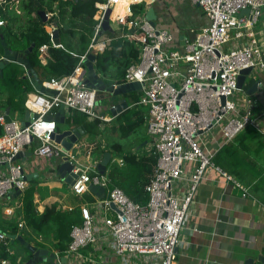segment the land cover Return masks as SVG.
I'll use <instances>...</instances> for the list:
<instances>
[{
	"label": "built area",
	"instance_id": "obj_1",
	"mask_svg": "<svg viewBox=\"0 0 264 264\" xmlns=\"http://www.w3.org/2000/svg\"><path fill=\"white\" fill-rule=\"evenodd\" d=\"M5 2L0 0V5ZM118 2L123 4V11L114 16ZM144 2L145 9L141 10L139 5ZM191 2L203 10L208 22L193 28L194 36L185 38L184 45L176 46V36L170 28L158 22L154 26L146 18L148 0L96 1V24L91 41L88 49L78 55L80 60L74 71L43 82L55 94L38 91L27 99L26 109L38 117L23 125L18 118L9 119L7 112L0 108V125L4 130L0 135V203L7 214H13L10 204L19 203L30 184L25 163L17 158L27 150L46 158L69 157L78 173L71 188L79 196L89 191L90 185L107 187L110 183L108 174L101 173L96 165L79 166L76 156L52 137L58 129L54 116L62 106L81 111L90 119H110L98 109L99 91L84 83L89 54L102 53L112 43L103 29L109 9L110 24H115L121 37L139 51L138 61L128 66L122 82L142 84V93L132 106L149 108L147 131L151 148L147 151H154L158 161L145 187L150 195L146 205L133 201L118 186L109 188L102 198L85 201L81 206L83 222L73 226L72 239L65 252L75 253L88 245H96L103 231L108 232L105 236L109 235L114 253L125 260L177 264V248L182 242L186 216L208 167L221 172L247 194V187L214 161L215 153L202 145L201 134L220 127L224 142L228 143L247 125L264 131L254 113L255 97L262 92L263 81L253 95L246 93L245 88H238L243 69L252 68L249 78L264 70V27L260 26L264 25V22L260 24L264 0ZM243 10L248 11L242 14ZM5 24L0 14V26ZM49 47L50 44L40 46V58ZM119 162L123 164L125 160ZM189 163H194V167L188 174ZM182 181L187 182L185 189ZM16 190L21 194L16 195ZM25 224L24 220L18 222L21 230L26 228ZM10 238L8 232L0 229V242L9 247ZM62 253L57 252L54 264H69L62 261ZM1 264H12V261L4 258Z\"/></svg>",
	"mask_w": 264,
	"mask_h": 264
},
{
	"label": "crops",
	"instance_id": "obj_2",
	"mask_svg": "<svg viewBox=\"0 0 264 264\" xmlns=\"http://www.w3.org/2000/svg\"><path fill=\"white\" fill-rule=\"evenodd\" d=\"M203 16L205 17L203 25H205L208 19L204 12ZM162 25L166 27V23L163 22ZM203 25L195 28L198 29ZM111 27V31L118 30L116 25H111ZM169 28L176 36V46L183 45L180 39L181 35H185V38L194 36L192 31L187 34L180 31L179 28L171 27V25ZM47 29L50 30L48 27ZM74 53L81 54L79 51ZM41 59L43 63L52 61L49 50L42 54ZM23 70L24 76L28 77V71L25 67ZM98 71L107 81H110V84L120 83L121 73H113L112 75L110 66L105 73ZM258 75L264 83V70L259 71ZM38 76L41 78L39 74ZM37 92L34 87V91L28 93L27 99ZM141 93L142 88L133 93L124 94L122 97L128 100L129 106L113 114L102 99L103 93L99 92L98 109L110 119L108 121L99 120L101 132L97 134L89 133L83 125H77L68 120L67 117L73 110L64 109L65 122L58 123V130L77 129L78 127L83 129L73 147L70 150L67 149L76 156L75 162H78L79 166L96 165L95 167L98 169L105 153L111 152V161L104 172L108 174L111 165L117 163L119 166H124L126 164V161L123 164L119 162L120 159L125 160V155L129 153L143 155L148 152L147 150L151 148V139L147 131L149 108L132 106V102ZM255 98L257 101L254 105V113L260 118V124L264 129V96L258 95ZM8 108L4 110L7 112ZM18 119L23 120V118ZM87 120L94 121L95 119L87 117ZM121 125L132 127L127 136H124ZM255 129L260 134L249 136L246 134L247 132L244 134L242 132L228 143L224 142L220 127H215L201 134L202 145L214 152L215 157L225 148L226 151L222 152L223 164L217 163L215 157L214 161L231 173L243 186L247 187V194L244 195V189L237 186L233 181H228L221 172L208 167L186 216L181 233L182 242L177 248V264H264V131L257 127ZM122 139H129V147L119 141ZM116 143L121 144V151L115 148ZM228 145L230 147L226 149ZM19 160L25 163L29 183L34 179L37 180L35 203L40 212H43L48 205L53 204H57L68 211L81 210L85 201L91 202L102 198L108 194L109 188H112L110 181L108 186L104 187V192L98 194L89 190L83 196H79L73 192L71 184L58 174V163L62 159L41 157L32 153L31 150H27L21 154ZM188 167L189 174L194 163H189ZM181 186L185 189L187 182L182 181ZM21 198L22 196L19 198V203L22 201ZM12 202L10 206L13 208V214H7L3 206V212L7 214L5 217L15 218L17 224L19 220L25 221L20 208L22 202L21 204ZM96 221L98 223L97 219ZM100 225L103 228V224L100 223ZM25 226L29 229L26 224ZM105 233L108 232L100 231L102 237L96 245H88L75 253H67L60 249L57 240L53 242L44 241L37 237V234H33V236L35 235L34 238L37 241L43 240L45 245L39 246L35 242H29L38 248L48 249L55 255L57 252H63L62 258L69 264H146L143 261L133 262L127 258L125 260L122 256L115 254L111 239H109V235L105 236ZM47 263L51 262L45 261L42 264Z\"/></svg>",
	"mask_w": 264,
	"mask_h": 264
},
{
	"label": "trees",
	"instance_id": "obj_3",
	"mask_svg": "<svg viewBox=\"0 0 264 264\" xmlns=\"http://www.w3.org/2000/svg\"><path fill=\"white\" fill-rule=\"evenodd\" d=\"M96 1L98 0H6L0 5V14L6 20V24L0 26V58L4 55L6 48L24 52L34 44V48L27 53V57L31 68L44 81L61 78L73 72L80 57L74 53L77 51L70 40L74 37L79 38L80 53L88 49L96 24L94 18L97 12ZM145 6V2L139 5L141 10H144ZM41 10L51 13V17L44 21L39 14ZM48 26L58 28L61 45L52 44V33L47 29ZM120 33V30L107 32V35L112 38V43L104 52L97 54L95 65L98 70L107 72L114 62L113 54L121 50L123 68L119 81L122 82L128 66L138 61L139 51L132 42L121 37ZM43 44H50L49 53L52 61L48 63H43L40 58V46ZM23 69L20 63L10 62L0 74V108H10L7 113L9 119L24 118L28 93L34 91V86L30 79L24 76ZM107 82L110 83V81ZM67 119L74 124L83 125L89 133L101 132L99 119L89 121L87 115L81 111L73 110ZM121 126L124 136H127L132 127ZM3 132V127L0 125V135ZM242 132V134L247 132L249 136L260 134L253 125H247ZM114 146L117 150H122L121 144L116 143ZM223 151H226L225 148L216 155L217 163L223 164ZM124 158L126 161L124 166L116 163L109 167L111 187H120L133 201L146 205L150 195L145 187L151 179L158 155L151 151L143 155L129 153ZM36 184L37 180H32L21 198L22 207L20 208L30 230L27 228L21 230L15 218L3 220L1 216L0 229L8 232L9 235H23L28 241L35 242L39 246L45 245L44 241L57 240L58 247L66 250L68 242L72 239L73 226L83 222L81 210L68 211L53 204L40 212L35 203ZM33 234H37V237L44 241L41 239L37 241ZM10 241L9 247L0 242V264L4 258L11 259L12 264H24L32 257V252L22 241L12 238ZM54 262L47 264H54Z\"/></svg>",
	"mask_w": 264,
	"mask_h": 264
},
{
	"label": "water",
	"instance_id": "obj_4",
	"mask_svg": "<svg viewBox=\"0 0 264 264\" xmlns=\"http://www.w3.org/2000/svg\"><path fill=\"white\" fill-rule=\"evenodd\" d=\"M157 0H148L150 3L147 11H146V18L151 22L152 25H156L158 20L160 19V15L155 7V2ZM248 10H243L242 14L247 12ZM110 12L111 9L107 11L105 16V20L103 22V29L105 31H111L112 27L110 24ZM39 14L43 17L44 21L48 19L47 14L44 10L39 11ZM51 30L52 38L54 44L60 45L61 38L60 32L57 27L48 26ZM181 42L183 45L185 44V35L180 36ZM34 48V44L31 45L26 51H12L9 48H6L4 55L0 58V74H2L3 68L10 62H17L23 65L26 70L28 71V77L30 81L34 85L35 89L39 92L47 93V94H55L56 91L49 87H46L43 82L44 80L41 79L38 74L31 68L30 61L27 57V53H29ZM97 54L90 53L88 59L86 61V68H87V76L84 80V83L88 87L96 88L99 92H102V99L104 103L107 104V108H110V111L113 114H116L118 111H121L123 108H127L129 106L128 100L122 97L124 94L133 93L138 89L142 88V84L138 81L134 82H120V83H108L107 80L103 77V75L98 71L95 62H96ZM252 68L243 69L240 72L238 77V88L244 89L246 93L253 95L258 91L259 82L261 79H254L250 85H248V80L252 79L253 77L249 78V74L251 73ZM264 85V83H263ZM264 88V87H263ZM106 94V95H105ZM109 94V95H108ZM259 96H264V89L259 94ZM9 112V108L7 109V113ZM38 117V114L26 109L25 115L22 120L23 125H29L31 121ZM54 119L57 123L65 122V115H64V107H60L58 112L55 114ZM83 132L81 127L77 129H65V130H58L55 131L52 137L56 140V142L61 143L66 149H71L74 143L80 137V133ZM21 154L17 155V158H20ZM112 158L111 152H106L104 158L98 165V169L104 173L107 165L110 163ZM75 164L71 162L69 157H64L60 163H58L57 171L58 174L64 179L67 183L73 184L75 178L78 177V173L74 171ZM90 190L97 192L98 194L104 192L105 188L100 185H90ZM16 195H20L21 191L16 190ZM115 208V205L112 204ZM11 237L13 239H18L22 241L32 252V257L28 259L24 264H38L47 262H53L56 258L55 253L50 252L48 249L38 248L37 246L31 244L28 240L25 239L23 235L12 234ZM65 261V259H63ZM250 262V261H249ZM248 262V263H249ZM250 264V263H249Z\"/></svg>",
	"mask_w": 264,
	"mask_h": 264
},
{
	"label": "rangeland",
	"instance_id": "obj_5",
	"mask_svg": "<svg viewBox=\"0 0 264 264\" xmlns=\"http://www.w3.org/2000/svg\"><path fill=\"white\" fill-rule=\"evenodd\" d=\"M154 5L160 15V19L158 20V23L160 25H162L164 22L166 23V27L168 25L169 28L171 25V27L179 28L180 31L188 34L191 32L193 28L204 24L205 17L203 16L202 9L200 7L194 6L191 0H164V1L157 0ZM161 6L163 7L161 8ZM51 15L52 14L49 13L47 17L50 18ZM263 20H264V15L261 17L260 24L263 23ZM260 26L264 27V25H260ZM70 41H72L75 50L79 51V46H80L79 38L74 37ZM121 54H122L121 50L120 51L118 50L112 56L114 59V62L110 65V71L112 72V75L113 73L121 72V69L123 68L121 64V59H122ZM258 73L259 72L254 74L253 78L248 80V85H250V83H252L254 79L259 78ZM128 140L129 139H122L119 141L122 142L124 145H127V147H129ZM3 208H4L3 204L0 203V210H1L0 216L3 220H5L8 217H5L7 214L3 212L4 211Z\"/></svg>",
	"mask_w": 264,
	"mask_h": 264
},
{
	"label": "bare ground",
	"instance_id": "obj_6",
	"mask_svg": "<svg viewBox=\"0 0 264 264\" xmlns=\"http://www.w3.org/2000/svg\"><path fill=\"white\" fill-rule=\"evenodd\" d=\"M123 4L118 2V4L116 5V9L113 12V15L116 16L120 11H123Z\"/></svg>",
	"mask_w": 264,
	"mask_h": 264
}]
</instances>
